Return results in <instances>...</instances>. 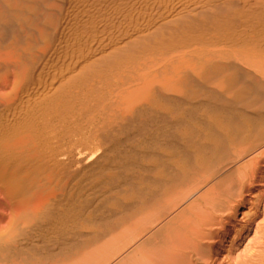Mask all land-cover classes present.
<instances>
[{
	"label": "bare ground",
	"instance_id": "1",
	"mask_svg": "<svg viewBox=\"0 0 264 264\" xmlns=\"http://www.w3.org/2000/svg\"><path fill=\"white\" fill-rule=\"evenodd\" d=\"M263 155L264 0H0L1 264H204Z\"/></svg>",
	"mask_w": 264,
	"mask_h": 264
},
{
	"label": "rangeland",
	"instance_id": "2",
	"mask_svg": "<svg viewBox=\"0 0 264 264\" xmlns=\"http://www.w3.org/2000/svg\"><path fill=\"white\" fill-rule=\"evenodd\" d=\"M259 159L254 178L247 181L235 209L219 216L208 229L210 236L203 245L208 259L204 264H264V155ZM1 189L0 216L4 215L0 217V227L3 228L8 219L4 217L10 212V199L5 198L6 192ZM85 255L84 258L88 257Z\"/></svg>",
	"mask_w": 264,
	"mask_h": 264
}]
</instances>
